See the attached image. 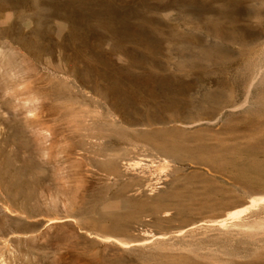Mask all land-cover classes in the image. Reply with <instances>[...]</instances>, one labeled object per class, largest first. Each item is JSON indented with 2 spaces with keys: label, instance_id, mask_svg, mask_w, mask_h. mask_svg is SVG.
<instances>
[{
  "label": "rangeland",
  "instance_id": "374dc122",
  "mask_svg": "<svg viewBox=\"0 0 264 264\" xmlns=\"http://www.w3.org/2000/svg\"><path fill=\"white\" fill-rule=\"evenodd\" d=\"M263 1L0 0V264H264Z\"/></svg>",
  "mask_w": 264,
  "mask_h": 264
},
{
  "label": "bare ground",
  "instance_id": "6f19581e",
  "mask_svg": "<svg viewBox=\"0 0 264 264\" xmlns=\"http://www.w3.org/2000/svg\"><path fill=\"white\" fill-rule=\"evenodd\" d=\"M264 2V1H263ZM256 14V13H255ZM259 15V14H258ZM261 16V15H260ZM262 17V16H261ZM258 18V17H257ZM262 19V18H261ZM260 19V20H261ZM262 21V20H261ZM263 22V21H262ZM251 48H253V47H251ZM259 128V127H258ZM257 128V129H258ZM261 128V127H260ZM259 128V129H260ZM258 129V130H259ZM253 132L252 133H254L255 132V134H256V128H255V131L254 130H252ZM260 131H261V129H260ZM260 133V132H259ZM251 134V133H250ZM258 134V133H257ZM253 135V134H252ZM252 135H251V137H252ZM249 137H250V135H249ZM222 141V140H221ZM220 140H218L217 138H215V142H216V150L218 151V152H221L220 151V149H219V146L220 147H222V142H224V141H222L221 142ZM170 145H172V143L170 142L169 143ZM236 152V151H235ZM203 155H205V154H203ZM212 155H214V154H212ZM254 200H252L251 202H250V206H252L253 204H254V202H253ZM249 207V206H248ZM246 208V207H245ZM243 211V209H240V210H237V211H235L233 214H232V216H234V217H237V216H239V214L241 213ZM126 243V242H125Z\"/></svg>",
  "mask_w": 264,
  "mask_h": 264
}]
</instances>
